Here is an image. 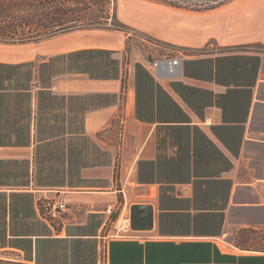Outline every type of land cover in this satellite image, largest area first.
I'll return each instance as SVG.
<instances>
[{"label":"crops","instance_id":"0c3cea01","mask_svg":"<svg viewBox=\"0 0 264 264\" xmlns=\"http://www.w3.org/2000/svg\"><path fill=\"white\" fill-rule=\"evenodd\" d=\"M117 12L142 50L103 28L0 48V264H264V0ZM162 45L181 72L158 80ZM132 203L153 227L111 236Z\"/></svg>","mask_w":264,"mask_h":264},{"label":"trees","instance_id":"16d2710c","mask_svg":"<svg viewBox=\"0 0 264 264\" xmlns=\"http://www.w3.org/2000/svg\"><path fill=\"white\" fill-rule=\"evenodd\" d=\"M155 1L201 11L225 0H208L195 6H188L187 0ZM83 28L127 30L117 17L115 0H0V43L40 42Z\"/></svg>","mask_w":264,"mask_h":264},{"label":"built area","instance_id":"2783aa9c","mask_svg":"<svg viewBox=\"0 0 264 264\" xmlns=\"http://www.w3.org/2000/svg\"><path fill=\"white\" fill-rule=\"evenodd\" d=\"M182 53H176L172 55H162L156 58L145 59L143 61L144 67H146L153 75L154 78L160 80L168 77L178 76L181 72ZM49 213L54 217L59 209L65 207L63 203H49L46 204ZM123 221V222H122ZM117 217L114 225L116 231L111 233V236L118 238H136L135 235L130 234L129 219H122ZM98 264H106L105 253L101 249L99 255Z\"/></svg>","mask_w":264,"mask_h":264},{"label":"rangeland","instance_id":"374dc122","mask_svg":"<svg viewBox=\"0 0 264 264\" xmlns=\"http://www.w3.org/2000/svg\"><path fill=\"white\" fill-rule=\"evenodd\" d=\"M146 1H150V0H115V10H116V14L118 19L120 20L121 16H118V12H117V8L118 6L123 2H129V3H136V4H140L142 2H146ZM188 2L187 5L188 6H195V5H199V3H204L205 1L208 0H187ZM127 30L122 31L125 33V35L128 36V42L129 44L132 46H134L138 51L142 50V46L145 45L147 46V38L140 32V30L135 29L131 26H127ZM48 41H40V42H35V43H26V44H9V43H0V48L5 49V53L6 54H11V53H15L19 50L23 51H27V49H31V48H27V47H32L33 51L35 49H45V47L48 45ZM161 51H162V55H172V54H176L178 53V51H180L181 49H178L177 47L171 46V45H162L161 47H158ZM10 57H13L12 55ZM128 200V199H127ZM124 201V199H123ZM128 211V210H127ZM127 211L123 212V215L121 217H119V219L122 221V219H124V217L127 214ZM123 222V221H122Z\"/></svg>","mask_w":264,"mask_h":264},{"label":"water","instance_id":"95a60500","mask_svg":"<svg viewBox=\"0 0 264 264\" xmlns=\"http://www.w3.org/2000/svg\"><path fill=\"white\" fill-rule=\"evenodd\" d=\"M129 226L135 231H148L153 227L151 203H132L129 206Z\"/></svg>","mask_w":264,"mask_h":264}]
</instances>
